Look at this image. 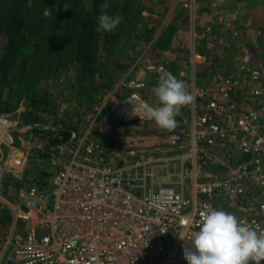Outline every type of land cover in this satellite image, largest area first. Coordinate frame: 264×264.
Instances as JSON below:
<instances>
[{
    "label": "built area",
    "instance_id": "obj_1",
    "mask_svg": "<svg viewBox=\"0 0 264 264\" xmlns=\"http://www.w3.org/2000/svg\"><path fill=\"white\" fill-rule=\"evenodd\" d=\"M204 35L213 48L215 34L207 28ZM144 68L158 79L166 73L157 61ZM251 77H259L258 71ZM121 84L126 93L92 105L85 128L68 131L61 145L66 158L12 206L10 223L0 234V264H186L182 249L191 245L209 206L229 207L246 226L264 233L263 89L249 88L257 107L241 108L232 98L235 82L221 79L190 121L196 129L187 142L179 130L167 133L169 143L161 150L181 153L166 159L139 149L115 151L111 142L96 138L94 125L107 111L122 123L152 121L142 111L144 104L151 105L143 95L145 82L130 78ZM12 124L0 116L8 144ZM200 142L228 144L248 158L224 175L209 174L210 158ZM185 162L191 170L183 168ZM158 163L161 181L154 177Z\"/></svg>",
    "mask_w": 264,
    "mask_h": 264
},
{
    "label": "rangeland",
    "instance_id": "obj_2",
    "mask_svg": "<svg viewBox=\"0 0 264 264\" xmlns=\"http://www.w3.org/2000/svg\"><path fill=\"white\" fill-rule=\"evenodd\" d=\"M129 1L134 5L138 4L141 11L132 25L133 28L116 46V54L108 53L106 56L105 51L100 49L96 54V61L90 65L94 68L88 77L82 74V62L73 61L68 69H62L50 80L48 79L49 81L41 84L52 94L55 108L48 112L35 111V117H29L25 112L30 108L24 104L23 99L14 102V96H12L9 102L11 106L14 105L13 109L0 112V116L13 123L9 126L12 139L10 146L5 140V134L3 135V127L0 126L2 128L0 129V196L3 197L0 200V211L5 209L9 213L12 206L16 205L29 187H38L43 184L60 161L66 158L61 151V145L67 139L68 131L79 132L85 128L91 119L92 105L105 96H111L112 100L122 97L126 89L121 83L135 78V73L144 68L149 61L170 62L173 58L168 54V50L173 49L171 38L177 33L176 22L179 24L180 20L186 19H183L182 12L179 9H172L168 13L165 0ZM83 3L86 8L91 7L89 0H84ZM119 3L121 4L122 0H118ZM97 9H99L98 5L94 7L95 12ZM225 9L241 16V8L234 4L225 5ZM107 14L112 15V13ZM181 26L183 31L187 29L186 25ZM111 33L113 32H109ZM8 38L0 34V55H5L15 40V38ZM106 41H109V38ZM187 46L183 47L186 51L180 52L179 57L172 60L174 62L172 66H169L175 74L183 77L190 74V53ZM183 49L180 48V50ZM224 59L225 57L221 54L220 56L212 55L209 62L203 66L202 76L210 80L234 74L235 70L228 71L230 68L227 70L220 68L218 62ZM1 74L2 68H0V98L4 99L6 87L10 85L5 78L1 80ZM139 76L138 80L145 82L143 90L145 99L152 106H158L153 89L160 79L147 76L143 71L139 72ZM10 83L14 85L15 81ZM80 87L82 93L78 100L75 99L74 93L76 91L77 95ZM187 93H189L188 90ZM186 109L185 112L188 111ZM180 122L182 125L185 124L181 120ZM178 124L179 122L176 121L175 127L170 130L157 126L153 120L149 123L127 124L115 119L112 113L107 111L97 119L94 133L98 140L111 142L115 151L139 149L151 151L154 156L160 158L174 159L181 151L164 152L161 148L168 145L169 140L166 135L170 131L178 130ZM184 130L185 133H189L187 128ZM188 135L184 134L186 142ZM18 150L24 152V155L16 153ZM146 156L150 154L147 153ZM16 158L20 161L15 164ZM186 170L189 171L191 168L187 167ZM153 171L154 177L163 176L160 163L155 165ZM15 181H19L18 186H15ZM7 226H0V234H5Z\"/></svg>",
    "mask_w": 264,
    "mask_h": 264
},
{
    "label": "trees",
    "instance_id": "obj_3",
    "mask_svg": "<svg viewBox=\"0 0 264 264\" xmlns=\"http://www.w3.org/2000/svg\"><path fill=\"white\" fill-rule=\"evenodd\" d=\"M89 1L90 8L83 5L84 0H0V34L15 38L5 55H0L1 80L5 78L10 85H6V97L0 98V112L13 109L14 105L9 102L12 96L14 102L23 99L30 108L25 112L29 117H35V111L48 112L56 104L42 83L62 69H68L73 61L82 62V74L88 77L94 68L90 65L96 61L100 49L106 56L117 53L116 46L133 28L141 8L129 0H122L121 4L118 0H109L105 10L101 8L104 0ZM96 5L99 9L95 12ZM104 12L121 20L112 31L97 30L98 17ZM81 93L80 87L78 100ZM15 183L18 186L19 181ZM0 212V226L4 227L11 218L5 209Z\"/></svg>",
    "mask_w": 264,
    "mask_h": 264
},
{
    "label": "crops",
    "instance_id": "obj_4",
    "mask_svg": "<svg viewBox=\"0 0 264 264\" xmlns=\"http://www.w3.org/2000/svg\"><path fill=\"white\" fill-rule=\"evenodd\" d=\"M164 2L168 6V13L172 9H179L182 12L183 19L186 18L180 20L181 23L179 24L176 22L177 33L171 38L173 49L168 50V54L173 58L170 62L161 61L166 67V72H170L177 79L184 81L186 92L188 90L192 96L191 102L186 104L187 106H181L175 117V120L179 122L178 130L188 135L189 133H185L184 129L187 128V132L196 129V124L191 125L190 121L195 120L198 114L201 113V107L205 102L207 92L225 77H229L238 86L232 92V98L236 101L238 107L256 108L257 102L252 101L248 96V89L260 86L264 91V0H165ZM228 4H234L241 8V16L237 13L228 12L225 9V5ZM181 25H186L187 29L183 31ZM207 28L216 37L213 48L208 47L205 39L204 31ZM186 46L190 53V74L183 77L175 74L169 66H172L174 63L172 60L179 57L180 52L186 51L183 49ZM180 48L183 50H180ZM220 54L225 57L224 60L218 62L220 68L225 70L230 68L228 71L235 70V73L210 80L202 76L203 66L209 62L210 57L212 55L220 56ZM252 70L258 71L259 77L253 79L251 77ZM140 71L158 80L157 75L149 73L145 68L135 73L136 79H140ZM74 97L77 98L76 91ZM187 107L188 109H186ZM185 109L188 111L185 112ZM180 120L185 124L182 125ZM218 144L220 145H216V147H207L205 143L200 142L203 149L208 151L210 158L207 169L209 174L224 175L228 172V169L233 168L240 158H248V155L240 153L228 144ZM8 146L10 145L8 144ZM17 152L20 153L21 151L18 150ZM184 167L185 169L188 167L186 162ZM156 180H164V177H157ZM248 184H250V181H247ZM251 187L254 190V185H251ZM1 199L3 197L0 196ZM224 209H226V212L233 213L229 207H224Z\"/></svg>",
    "mask_w": 264,
    "mask_h": 264
},
{
    "label": "clouds",
    "instance_id": "obj_5",
    "mask_svg": "<svg viewBox=\"0 0 264 264\" xmlns=\"http://www.w3.org/2000/svg\"><path fill=\"white\" fill-rule=\"evenodd\" d=\"M108 7L109 0H104L101 8ZM44 14L49 15L47 11ZM120 23L119 17L104 12L98 17L97 30L112 31ZM185 87L183 80L170 72L164 73L153 89L158 106L144 104L142 111L157 126L174 128L180 107L192 100ZM201 217L198 231L192 233L191 245L182 249L186 264H249L250 261L261 264L264 261V233H258L222 209L209 206Z\"/></svg>",
    "mask_w": 264,
    "mask_h": 264
},
{
    "label": "water",
    "instance_id": "obj_6",
    "mask_svg": "<svg viewBox=\"0 0 264 264\" xmlns=\"http://www.w3.org/2000/svg\"><path fill=\"white\" fill-rule=\"evenodd\" d=\"M19 154H21L22 156L24 155L23 152H20Z\"/></svg>",
    "mask_w": 264,
    "mask_h": 264
}]
</instances>
